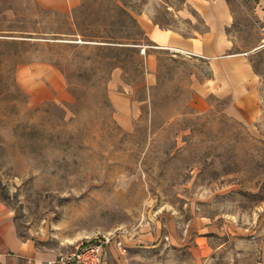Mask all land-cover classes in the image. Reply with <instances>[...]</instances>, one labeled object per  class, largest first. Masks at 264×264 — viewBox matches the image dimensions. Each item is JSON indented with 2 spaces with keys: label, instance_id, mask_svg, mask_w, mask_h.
<instances>
[{
  "label": "rangeland",
  "instance_id": "1",
  "mask_svg": "<svg viewBox=\"0 0 264 264\" xmlns=\"http://www.w3.org/2000/svg\"><path fill=\"white\" fill-rule=\"evenodd\" d=\"M225 1L251 120L212 60L146 34L204 32L185 0H0V200L21 237L57 257L108 237L110 264H264V18Z\"/></svg>",
  "mask_w": 264,
  "mask_h": 264
},
{
  "label": "crops",
  "instance_id": "2",
  "mask_svg": "<svg viewBox=\"0 0 264 264\" xmlns=\"http://www.w3.org/2000/svg\"><path fill=\"white\" fill-rule=\"evenodd\" d=\"M55 2L56 0H48ZM78 0H63L67 8ZM185 8L196 10L207 29L193 35H183L172 28L160 27L154 22L144 23L146 34L158 46L173 47L205 59H210L213 78L210 86L217 93H232V111L238 110L247 119L257 117V88L255 73L246 53L232 51L228 28L233 17L225 0H185ZM180 11L188 17V11ZM187 12V13H186ZM256 14L264 18V0H257ZM109 252L104 264L117 256L108 246ZM56 254L44 251L36 244L18 234L12 211L0 200V264H50ZM263 264V263H262Z\"/></svg>",
  "mask_w": 264,
  "mask_h": 264
},
{
  "label": "built area",
  "instance_id": "3",
  "mask_svg": "<svg viewBox=\"0 0 264 264\" xmlns=\"http://www.w3.org/2000/svg\"><path fill=\"white\" fill-rule=\"evenodd\" d=\"M108 237L99 239L96 242H89L80 249L71 250L60 254L50 264H104L107 258ZM112 239V238H111ZM111 241V240H110ZM121 242L118 246L121 248Z\"/></svg>",
  "mask_w": 264,
  "mask_h": 264
}]
</instances>
